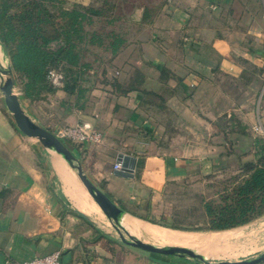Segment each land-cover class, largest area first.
<instances>
[{
    "label": "crops",
    "instance_id": "0c3cea01",
    "mask_svg": "<svg viewBox=\"0 0 264 264\" xmlns=\"http://www.w3.org/2000/svg\"><path fill=\"white\" fill-rule=\"evenodd\" d=\"M46 1L107 20L123 45L115 55L106 50L94 80V73L82 78L71 92L30 97L16 77L26 114L53 134L90 122L102 144L69 147L123 212L121 226L163 245L191 246L195 236L172 230L181 217L174 197L252 161L257 141L264 147V0L147 1L137 16L135 0ZM253 221L264 222V214L245 225ZM217 239L204 242L215 247ZM258 243L249 249L256 255L264 251ZM54 251L62 264H203L121 243L75 170L20 133L0 95V264ZM211 252L201 251L219 255Z\"/></svg>",
    "mask_w": 264,
    "mask_h": 264
},
{
    "label": "trees",
    "instance_id": "16d2710c",
    "mask_svg": "<svg viewBox=\"0 0 264 264\" xmlns=\"http://www.w3.org/2000/svg\"><path fill=\"white\" fill-rule=\"evenodd\" d=\"M1 1L0 41L9 54L24 93L38 97L42 93L75 90L87 68L80 61L79 46L85 44L88 36L83 23L90 20L89 15L46 0H10L6 6ZM107 36L110 39L107 49L115 55L123 41L113 34ZM54 41L62 44L52 50L50 44ZM98 43L103 45L99 40ZM53 71L62 74L58 86L51 82L50 73ZM238 173L223 184L217 194V204H204L206 230L232 229L264 214V147L260 141L256 142L254 159L242 164Z\"/></svg>",
    "mask_w": 264,
    "mask_h": 264
},
{
    "label": "rangeland",
    "instance_id": "374dc122",
    "mask_svg": "<svg viewBox=\"0 0 264 264\" xmlns=\"http://www.w3.org/2000/svg\"><path fill=\"white\" fill-rule=\"evenodd\" d=\"M147 1L151 2L152 7L157 3H160V0H135L136 16L140 12V5L146 3ZM103 15L110 17L112 16V13L111 11H108L104 12ZM84 26L88 36L86 38L85 44L83 43L79 46L81 53L80 61L81 63L87 64L89 68H85L86 70L84 72L83 78L89 75L91 76L94 73L93 77L91 78L94 80V77L97 76V72L100 68L99 64L103 61L105 62L107 60V56L109 55V52L106 51L108 50V37L106 34L111 31L112 25H110L111 27L108 26L107 20H101L100 18L92 17L88 22L85 23ZM96 35L100 36L98 40H104L103 45H100V43H98V41L95 39ZM92 38L93 41L91 42ZM5 56L7 62L9 63V56ZM102 56H104L103 59ZM97 62H99V64H97ZM173 142L174 141H171V143ZM167 143H169V141ZM66 146H69V143L66 142ZM238 169L227 170L219 175H210L206 181L199 183L198 186L195 185L186 188L181 195L174 197L173 200V207L178 212V214L181 217H188L182 219L181 217H177L176 222L172 223V226H176L179 229L172 230H176L181 233L192 234L195 236L197 242L195 241L191 246H187L195 251H213L211 254L219 252V255L217 256H210L209 259L212 260H237L251 258L257 254L254 251L249 250L251 245L254 244L253 247H255V243H258L260 240H264L263 221H253L249 225L238 226L230 229L229 231L224 230L225 232L210 231L205 229L207 217L204 210V204L218 203L219 197L217 194L221 192L224 183L230 181L234 176L239 175ZM230 234L238 237V239H235L236 242H232ZM208 237H219L220 239H217L219 244L213 247V243L208 244L207 241L204 242V240H206ZM141 239L154 245L170 246L160 244L158 241H155L146 235L142 236ZM221 240H230L231 243H220ZM258 245L260 246L262 243H258Z\"/></svg>",
    "mask_w": 264,
    "mask_h": 264
},
{
    "label": "water",
    "instance_id": "95a60500",
    "mask_svg": "<svg viewBox=\"0 0 264 264\" xmlns=\"http://www.w3.org/2000/svg\"><path fill=\"white\" fill-rule=\"evenodd\" d=\"M0 94L3 99L4 106L20 133L24 136L35 139L37 145L45 150L57 153L72 169L82 187L90 195L94 203L99 207L102 213L108 218L110 224L119 233L120 242L149 253L160 255H175L187 259L197 260L203 264H259L264 262V251L256 256L237 260H212L210 257H204L201 252L195 251L187 246H160L142 240L140 236L132 234L130 231L121 226V217L123 212L108 198L96 185H94L85 175L80 161L74 155L69 147H67L53 133L36 124L26 114L21 99L16 92V75L13 71L10 59L6 60L8 55L5 47L0 41ZM5 63V65L2 64ZM81 216L87 218L84 214Z\"/></svg>",
    "mask_w": 264,
    "mask_h": 264
},
{
    "label": "built area",
    "instance_id": "2783aa9c",
    "mask_svg": "<svg viewBox=\"0 0 264 264\" xmlns=\"http://www.w3.org/2000/svg\"><path fill=\"white\" fill-rule=\"evenodd\" d=\"M172 0H168L171 2ZM62 43L60 41H54L50 44V49L55 50ZM51 82L58 86L61 84L62 74L59 71H53L50 73ZM259 131V128H255ZM62 142H67L69 144L81 147L84 144L100 145L104 140V136L101 132L94 129L92 124L88 121H83L75 125L64 127L58 130L54 134ZM114 170H120L121 164L115 162L113 165ZM18 264H62L60 251H54L48 255L35 257L30 260L22 261Z\"/></svg>",
    "mask_w": 264,
    "mask_h": 264
},
{
    "label": "bare ground",
    "instance_id": "6f19581e",
    "mask_svg": "<svg viewBox=\"0 0 264 264\" xmlns=\"http://www.w3.org/2000/svg\"><path fill=\"white\" fill-rule=\"evenodd\" d=\"M2 64L5 65L4 62H2ZM163 237L166 241H170V242H179L181 240V239L179 240L178 236H176L175 234H165L163 235Z\"/></svg>",
    "mask_w": 264,
    "mask_h": 264
}]
</instances>
